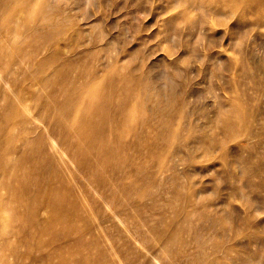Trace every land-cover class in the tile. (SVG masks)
Instances as JSON below:
<instances>
[{
  "label": "rangeland",
  "instance_id": "1",
  "mask_svg": "<svg viewBox=\"0 0 264 264\" xmlns=\"http://www.w3.org/2000/svg\"><path fill=\"white\" fill-rule=\"evenodd\" d=\"M38 1L47 3L53 16L68 15L69 20L65 17L67 21L59 25L53 20L46 22L36 13L38 7L34 10L37 15L31 18L21 12L25 29L39 26L67 34L58 39L59 53L50 55L54 51L51 48L32 56L35 65L22 66L24 73L19 75L14 90L25 84L22 98L27 111L23 114L35 113L43 106L42 101L33 100L26 80H47L49 73L48 80L53 83L60 77L54 74L57 70L77 81L78 88L66 86L71 97L94 89L96 72L106 89L110 85L130 88L133 83L123 78L132 76L150 81L145 86L149 94H163L167 103L182 114L175 120L168 116L177 135L148 140L158 147L145 149L138 160L139 172L136 170L133 178L137 182L135 202H125L126 210L119 209L121 217L127 218L125 223L132 238L124 225L111 219L103 224L110 244L100 237L97 250H70L69 263L82 259L87 264H100L99 249L107 252L113 246L120 255L107 264H264V2L237 0V6L228 3L227 7L220 0H196L203 7L194 10L192 0ZM199 21L203 22L202 35L191 31ZM77 28L90 33L75 37L71 33ZM34 40L37 41L27 36L24 49H29L30 44L35 48L42 42V46L48 45L46 41ZM88 41L95 47L88 48ZM43 60L44 64H40ZM108 60L110 65L103 67ZM44 86L38 83L32 88L35 93L40 92L43 101ZM106 89L98 88L96 93L104 94ZM9 94L13 97L12 92ZM114 95V105L127 97L124 92ZM130 100L135 103L136 98L131 96ZM72 106L84 109L75 101ZM50 110L58 118L61 115L54 105ZM146 116L147 112L137 111L132 120L137 123ZM156 125L153 122L151 136H155ZM126 139V143H131L134 137L130 134ZM126 148H122V160L135 157L134 150ZM17 159L14 155L11 163ZM17 173L22 174L20 170ZM90 192L93 199L94 193ZM46 193L54 194V188ZM107 196L104 192L105 199ZM114 197L121 198L116 192ZM71 200L74 197L64 193L56 201V206L63 208L62 217L71 214ZM99 204L95 207L101 206V201ZM189 209L195 210L192 222L184 213ZM50 214V209L45 208L38 217L50 222L54 231L67 232L66 240L55 243L52 249L63 248L61 243L72 244L79 238L72 229L82 228V219L59 220ZM13 216V210H0L3 220ZM33 232L43 242L53 240L39 228ZM81 238L83 242L93 241L84 234ZM7 241H0V259H4L0 264H16L13 253L19 240H10L9 244ZM19 248V253L29 251L26 246ZM51 257L52 262H58L57 257Z\"/></svg>",
  "mask_w": 264,
  "mask_h": 264
},
{
  "label": "bare ground",
  "instance_id": "2",
  "mask_svg": "<svg viewBox=\"0 0 264 264\" xmlns=\"http://www.w3.org/2000/svg\"><path fill=\"white\" fill-rule=\"evenodd\" d=\"M220 1L222 5L227 7L228 3L231 6H237L239 3L237 0ZM262 2L264 0H261ZM36 7H38L36 13L46 22L53 20L55 24L59 25L62 21L69 20L68 15L65 16L68 17L67 20L61 15L53 16L45 2L40 3L38 0H0V54L2 55L0 58V210H13L14 215L10 220L0 218V241L6 238L9 244L10 240L13 241L16 238L19 240L13 253L16 264H70L69 258H71L72 252L78 253L88 247L97 250L100 245V237L110 244L103 232L106 227L103 228V224L111 221V219L117 221L119 225H124L126 233L132 238L131 230L125 223L127 218L121 217L122 214L119 209L126 210L125 202L132 203L131 200L135 202L133 196L137 182L133 178L136 170L138 171L140 167L138 160L145 149H157L158 146L148 142V140L155 141L177 135L174 127H171L168 122V116H173V120H175L177 115L182 117V114H179V110H175L172 105L167 103L169 101L163 97V94L154 95L155 97H152L151 93L149 94L145 86L151 84L150 81L132 76L125 77L123 80L127 83H133L134 86L116 89L110 85L106 89L98 81L97 74L99 72H96L94 74V89L86 94L79 93L76 97H71L66 86L68 84V86L73 85V87L78 88L77 81L72 80L65 72L62 73L58 70L54 74L60 77L53 83L48 80L49 73L46 76L47 80L43 77L40 81L37 76L34 80H26L29 82L27 86L30 90L29 93L34 98L33 100L42 101L43 106L37 108L35 113L23 114L26 105L22 98V86L25 84L21 83L18 90H14V86L19 81V75L24 73L22 66L31 67V65H35L36 62L31 59L32 56L36 55L37 57L38 54L40 55L51 48L50 51L53 49L54 51L50 55H56L54 52L57 51L59 53L58 39L65 38L67 35L62 31L54 32L53 28L46 30L34 26V28L25 29L24 17L21 12H25L26 17L31 18L37 15L34 13ZM202 7L200 1L192 0V9L199 10ZM8 8L10 11H6ZM214 12L216 13L218 10ZM202 25V21L197 22L191 31L196 35H202ZM89 33L87 30L77 28L71 34L80 37L83 34L89 35ZM27 36L33 37L39 42L46 41L48 45L42 46V42L41 46L35 44L37 48L30 44L29 49H24V41ZM87 47L94 48L95 46L92 45L91 41H88ZM39 63L44 64V60ZM110 63V60L105 61L103 67H108ZM89 78L92 79V76ZM56 82H59V85ZM38 83L46 86L44 89L46 100L44 101L39 94L40 92L37 94L32 89ZM98 88L106 89L105 93H96ZM9 92L13 93V97ZM123 92L126 93L127 97L114 105L112 96ZM131 96L134 100L136 98L135 103L130 100ZM74 101L76 104H83L84 109H75L72 106ZM161 104L165 105L161 106ZM52 105L61 112L59 118L53 110H50ZM137 111L147 112L148 116L142 117L141 120L134 123L132 117ZM153 122L158 124L155 128L153 127L155 136L150 135ZM186 126L188 127L187 123ZM130 134L136 140L133 143L134 139L131 143L130 141L126 143L127 135ZM109 135L111 136L109 137ZM1 136L4 137L1 138ZM75 138H77L76 143L74 142ZM126 147L134 150L135 157L133 156L131 159L127 156L122 160L121 154H124L122 148L125 149ZM120 149H122V153H119ZM14 155L18 159L11 163ZM18 170L22 172L21 175L17 173ZM49 177L50 180L48 181ZM161 179L164 182L163 178ZM15 183L18 185L14 187ZM68 186L71 188L70 191H68ZM85 186L89 190L86 191ZM52 188H54L55 193L45 195L47 194L46 190ZM90 191L94 193L93 199L89 197ZM104 192L108 193L106 199ZM114 192L121 196L120 200L114 197ZM64 193H70L74 200H71L70 208H68L71 214L62 217L63 208L56 206V201L64 197ZM100 201L102 205L96 208V204H99ZM138 204L140 206V203ZM16 208L22 210H15ZM45 208L50 209V216L53 219L63 220V218L69 217L82 219L84 221L83 227L72 229L75 231L74 234L77 232L79 238L72 244L68 241L61 243L60 246L63 248L57 249L55 247L52 249V246L56 245L55 243L66 240L67 232L54 231L50 222L38 217L41 210ZM184 213L186 219L190 221L195 210L189 209ZM142 215L144 216V214ZM65 221L67 220L65 219ZM38 228L45 233L48 232L51 237L53 236V240L43 242V240L36 238L33 230ZM83 234L90 236L93 241L83 242L84 238H81ZM22 246L29 248L26 254L19 253V247ZM66 247L68 248L63 250ZM69 252L71 253L69 254ZM99 255L100 264H107L109 259L110 261L118 260L117 257L120 254L112 246L111 250L107 248V252H102L99 249ZM51 256L57 257L58 262H52ZM0 260L4 261V259ZM76 264L87 263L80 259Z\"/></svg>",
  "mask_w": 264,
  "mask_h": 264
}]
</instances>
